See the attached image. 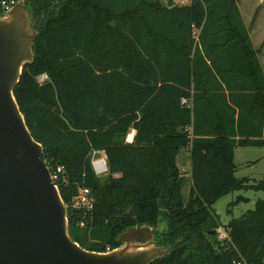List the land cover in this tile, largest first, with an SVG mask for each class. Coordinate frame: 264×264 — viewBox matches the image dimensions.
Segmentation results:
<instances>
[{"label":"trees","instance_id":"1","mask_svg":"<svg viewBox=\"0 0 264 264\" xmlns=\"http://www.w3.org/2000/svg\"><path fill=\"white\" fill-rule=\"evenodd\" d=\"M20 1L39 35L14 95L51 173L63 168L55 184L72 239L104 253L130 228L150 225L172 248L153 264H264V200L225 226L214 209L231 193L264 191V177L236 176L235 149L264 147V71L240 0L172 8L164 0ZM249 106L259 130H247ZM183 149L192 162L188 200ZM95 151L107 156L104 179ZM82 187L90 210L77 206Z\"/></svg>","mask_w":264,"mask_h":264},{"label":"water","instance_id":"2","mask_svg":"<svg viewBox=\"0 0 264 264\" xmlns=\"http://www.w3.org/2000/svg\"><path fill=\"white\" fill-rule=\"evenodd\" d=\"M38 35L24 3L0 16V264H153L172 248L159 244L150 225L122 233L120 247L107 253L70 236L67 206L14 95Z\"/></svg>","mask_w":264,"mask_h":264},{"label":"rangeland","instance_id":"3","mask_svg":"<svg viewBox=\"0 0 264 264\" xmlns=\"http://www.w3.org/2000/svg\"><path fill=\"white\" fill-rule=\"evenodd\" d=\"M247 4H249V0H244L241 6L244 9V13L250 25L253 22V18H250L245 11V9L247 8ZM259 24L260 28L264 30L263 22L260 21ZM44 79L45 78H41V81H43ZM128 140H130V137H128ZM177 162L180 169L187 177L183 192L185 200H188L192 189V185L190 183L192 165L190 152L188 149H183L180 152ZM235 163L237 165L236 176L238 178H250L257 182L260 181L264 177V148L237 147L235 149ZM105 177L106 176L104 175L100 178L104 179ZM259 200H264V191H239L222 197L214 205V209L219 217L220 222L225 226L231 220L241 217L249 210L255 209L256 204ZM168 228L169 223L165 221L159 224L157 230L161 235H163L165 232H167Z\"/></svg>","mask_w":264,"mask_h":264},{"label":"crops","instance_id":"4","mask_svg":"<svg viewBox=\"0 0 264 264\" xmlns=\"http://www.w3.org/2000/svg\"><path fill=\"white\" fill-rule=\"evenodd\" d=\"M164 1L167 4L168 0H164ZM191 1L192 0H175V6H187V5H190ZM242 2H244V0L239 1L240 4L238 3V7H239L240 13L242 15L244 24H245V26L249 32L252 47L254 48V50L259 51L258 58H259L261 68L264 71V37H263L264 30L260 28V24H259V22L262 21L263 22V28H264V0H249V4H247V8L245 9V11L250 18H253V22L250 25L248 23V19H247L245 13H244V9L241 6ZM257 24H258V26H257ZM258 28L261 30H259ZM262 30H263V32H262ZM242 66L244 67V69L247 68V66L244 63H242ZM242 84L245 85V84H247V82L242 81L241 85ZM238 96H239V99H238L239 103H241L245 106L248 94H244V92H243L242 94H239ZM235 108L237 109L236 118H238L239 113H240V109L237 106H235ZM247 112L249 114L247 116L248 119L245 122L247 125V130L253 131V130L261 129L262 120L260 118H259L260 119L259 120L256 116H253V113H255V111H251V108L249 106ZM132 134H133L132 138H130V140H128L129 142L133 141L135 132H132ZM237 139H240V138H237ZM251 148H264V147H251ZM191 165H192V162H191ZM191 170H192V167H191ZM190 179H191V177H190ZM190 183H191V181H190Z\"/></svg>","mask_w":264,"mask_h":264},{"label":"built area","instance_id":"5","mask_svg":"<svg viewBox=\"0 0 264 264\" xmlns=\"http://www.w3.org/2000/svg\"><path fill=\"white\" fill-rule=\"evenodd\" d=\"M18 3H23L20 0H0V11L4 14H7L10 12ZM42 78H46V76H43ZM184 103H187L186 100H184ZM92 166L93 169L98 177L106 176L109 173L108 169V163H107V156L105 152H93L92 154ZM63 172V168H58L57 172L52 174V179L54 182L59 180V174ZM94 204V199L91 195L90 189L86 187L80 188L79 195L77 197V206L80 208H85L87 210H90ZM81 226H84L82 224ZM229 229H226L225 227H221L218 229V235L219 240H227L229 239ZM113 251L110 247L107 248V252ZM235 264H246L244 261H238Z\"/></svg>","mask_w":264,"mask_h":264},{"label":"bare ground","instance_id":"6","mask_svg":"<svg viewBox=\"0 0 264 264\" xmlns=\"http://www.w3.org/2000/svg\"><path fill=\"white\" fill-rule=\"evenodd\" d=\"M132 135H133V134L130 135V138H132Z\"/></svg>","mask_w":264,"mask_h":264}]
</instances>
